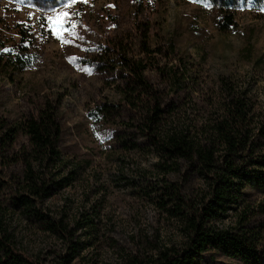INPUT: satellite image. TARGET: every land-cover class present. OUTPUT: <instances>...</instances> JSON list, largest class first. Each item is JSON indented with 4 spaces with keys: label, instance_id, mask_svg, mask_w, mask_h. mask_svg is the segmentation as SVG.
Here are the masks:
<instances>
[{
    "label": "rangeland",
    "instance_id": "obj_1",
    "mask_svg": "<svg viewBox=\"0 0 264 264\" xmlns=\"http://www.w3.org/2000/svg\"><path fill=\"white\" fill-rule=\"evenodd\" d=\"M233 13L235 27L221 33L214 9L196 0H0V59L21 46L37 57L20 72L0 62V120L14 125L46 97L60 96V151L70 174L68 185L42 202L43 212L65 228L64 237L5 212L16 251L38 264H130L183 243V224L151 191L178 179L163 174L145 149H131L122 119L96 128L90 117L96 106L117 98V74L109 72L100 46L115 39L137 57L141 41L162 50L173 42L189 79L200 82L183 108L186 120L197 129L213 122L227 97L225 83L244 95L253 132L264 118V4L248 2ZM148 77L157 81L152 73ZM200 185L195 177L186 184L192 198ZM245 193L246 206L264 208L263 194L250 188ZM228 216L218 226L234 227V215ZM73 243L75 252L69 249ZM216 261L240 264L226 257Z\"/></svg>",
    "mask_w": 264,
    "mask_h": 264
},
{
    "label": "trees",
    "instance_id": "obj_2",
    "mask_svg": "<svg viewBox=\"0 0 264 264\" xmlns=\"http://www.w3.org/2000/svg\"><path fill=\"white\" fill-rule=\"evenodd\" d=\"M196 1L214 9V26L221 33L235 27L234 10L249 2ZM251 3L263 5L264 0ZM140 43L137 57L128 56L115 39L107 38L101 44L109 72L117 74L113 82L117 98L112 105L96 106L90 117L96 128L122 119V136L132 138L131 149H145L157 159L163 174L178 179L151 191L157 192L160 207L183 224L184 241L129 263L218 264V257H226L240 264H264V221L259 220L264 218V208L259 206L254 212L246 206L245 193L250 188L264 195V118L253 132L249 130L251 109L244 95L224 83L227 97L219 116L200 129L192 126L183 108L199 91L200 82L189 79V67L173 42L166 45V51L151 49L145 40ZM168 59L174 64L162 63ZM36 61L24 46L0 59L6 68L19 72ZM100 69L108 73L105 66ZM149 73L157 81H151ZM61 102L60 96H49L14 125L0 120V264H38L11 245L5 230L7 210L20 213L45 232L64 237L61 222L42 209L44 200L68 185L70 175L65 174L60 151ZM192 177L201 183L195 199L186 187ZM229 212L235 226H218L230 217ZM75 245L69 247L72 252Z\"/></svg>",
    "mask_w": 264,
    "mask_h": 264
},
{
    "label": "snow or ice",
    "instance_id": "obj_3",
    "mask_svg": "<svg viewBox=\"0 0 264 264\" xmlns=\"http://www.w3.org/2000/svg\"><path fill=\"white\" fill-rule=\"evenodd\" d=\"M249 6L251 7V0H249ZM58 20L60 21V23L62 24V18L58 17ZM62 30V29H61ZM57 30L54 29V32H56Z\"/></svg>",
    "mask_w": 264,
    "mask_h": 264
}]
</instances>
